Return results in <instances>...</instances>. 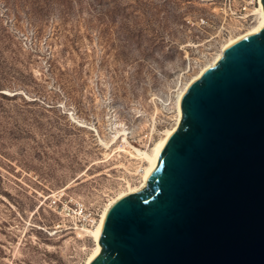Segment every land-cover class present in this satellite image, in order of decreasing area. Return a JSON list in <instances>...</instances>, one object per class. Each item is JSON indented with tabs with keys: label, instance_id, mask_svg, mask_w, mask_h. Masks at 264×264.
<instances>
[{
	"label": "rangeland",
	"instance_id": "rangeland-1",
	"mask_svg": "<svg viewBox=\"0 0 264 264\" xmlns=\"http://www.w3.org/2000/svg\"><path fill=\"white\" fill-rule=\"evenodd\" d=\"M250 1L0 0V264H85L82 229L139 184L134 149L151 151L178 92L256 23ZM58 192L98 221L74 230Z\"/></svg>",
	"mask_w": 264,
	"mask_h": 264
},
{
	"label": "water",
	"instance_id": "water-1",
	"mask_svg": "<svg viewBox=\"0 0 264 264\" xmlns=\"http://www.w3.org/2000/svg\"><path fill=\"white\" fill-rule=\"evenodd\" d=\"M180 112L89 264H264V25L188 85Z\"/></svg>",
	"mask_w": 264,
	"mask_h": 264
},
{
	"label": "bare ground",
	"instance_id": "bare-ground-1",
	"mask_svg": "<svg viewBox=\"0 0 264 264\" xmlns=\"http://www.w3.org/2000/svg\"><path fill=\"white\" fill-rule=\"evenodd\" d=\"M256 2H258V7L255 9L254 11V15L256 16V23L251 26L250 28H248L244 33L236 36V37H233V38H230L225 44H223L220 48V51L219 53H217L214 58L212 59V61H210L209 63H207L206 65H204L197 74H195L188 82L187 84L184 86V88H182L178 94H177V97H176V111H175V118H174V123L173 125L170 127V128H167L166 130H164V132H162V135L161 137L156 141V143L153 145V148L151 149L150 152H141L137 149H134L135 153L139 156L140 159H142L143 161L146 162V167L144 169V173H143V176H142V179L141 181L139 182L138 185L136 186H130L128 185L127 186V189L124 190L123 192H120L119 194H117L116 196H114L113 198L109 199L108 203L104 206L103 210H102V213L100 215V219L99 221L96 223V225L91 228V229H87V228H83L82 230L88 234L93 243H94V246H93V249L91 250V253L89 254L85 264H89L92 259L99 253V250H100V246L98 245V238H99V235H100V231H101V227H102V224H103V221L105 219V216L109 210V208L111 207V205L119 200L120 198L126 196V195H129V194H132L134 192H137L139 191L140 189H142L144 186H145V181H146V178L148 177V175L150 174V172L154 169L156 163H157V158H158V154L159 152L161 151L162 147L164 146L165 142L167 141L168 137L174 132V130L176 129V127L178 126L179 124V121H180V117H181V112H180V100H181V97L182 95L184 94L186 88L188 87V85L190 83H192L195 79H197L208 67L212 66L221 56V52L226 48L228 47L229 45L233 44L234 42L240 40L241 38L247 36V35H250V34H253V33H256L258 32L264 25V10H263V7H262V4L260 2V0H257ZM249 16H253V15H250ZM126 138V137H125ZM123 138L122 140L124 141V143L127 144V141L126 139ZM87 227V226H85Z\"/></svg>",
	"mask_w": 264,
	"mask_h": 264
},
{
	"label": "built area",
	"instance_id": "built-area-1",
	"mask_svg": "<svg viewBox=\"0 0 264 264\" xmlns=\"http://www.w3.org/2000/svg\"><path fill=\"white\" fill-rule=\"evenodd\" d=\"M256 1L257 0H251L247 3L248 6H244L242 8V11L245 12L244 14L247 15V17H249V14H251L249 7L254 6ZM239 18L242 19L243 17ZM63 196V193L58 192L51 197L50 202L55 209L60 211V213L70 217L73 220L74 230H76V228H81L82 226L91 227L98 220V218H96L92 213L87 212L85 207L80 203L75 202L72 207L69 206L68 200Z\"/></svg>",
	"mask_w": 264,
	"mask_h": 264
}]
</instances>
